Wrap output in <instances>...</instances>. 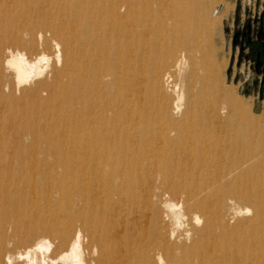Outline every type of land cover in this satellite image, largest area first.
<instances>
[{
  "label": "bare ground",
  "instance_id": "bare-ground-1",
  "mask_svg": "<svg viewBox=\"0 0 264 264\" xmlns=\"http://www.w3.org/2000/svg\"><path fill=\"white\" fill-rule=\"evenodd\" d=\"M211 2L0 0V264H264V125L201 53Z\"/></svg>",
  "mask_w": 264,
  "mask_h": 264
},
{
  "label": "rangeland",
  "instance_id": "rangeland-1",
  "mask_svg": "<svg viewBox=\"0 0 264 264\" xmlns=\"http://www.w3.org/2000/svg\"><path fill=\"white\" fill-rule=\"evenodd\" d=\"M204 16L208 25L198 35L201 53L211 57L217 65L218 82L228 96V102H235L236 107L243 109L260 125L259 128L262 127L264 34L261 33L260 18L264 17V0H212ZM247 39L251 44L242 49V41L247 42Z\"/></svg>",
  "mask_w": 264,
  "mask_h": 264
},
{
  "label": "water",
  "instance_id": "water-1",
  "mask_svg": "<svg viewBox=\"0 0 264 264\" xmlns=\"http://www.w3.org/2000/svg\"><path fill=\"white\" fill-rule=\"evenodd\" d=\"M260 29H261V33L264 34V17L263 16L260 18ZM235 40H236V37H235ZM244 40L242 41V45H241L242 49L245 48L246 46L248 47L249 44H251L250 39H247V42L244 41ZM256 61L257 62L259 61V57H257ZM263 87H264V83L262 82L261 83V88L263 89Z\"/></svg>",
  "mask_w": 264,
  "mask_h": 264
},
{
  "label": "flooded vegetation",
  "instance_id": "flooded-vegetation-1",
  "mask_svg": "<svg viewBox=\"0 0 264 264\" xmlns=\"http://www.w3.org/2000/svg\"><path fill=\"white\" fill-rule=\"evenodd\" d=\"M257 57H259V56H257ZM257 57H256V59H257ZM262 59H263V62H264V53H263V57H262ZM256 62H257V61H256ZM257 63H259V61H258Z\"/></svg>",
  "mask_w": 264,
  "mask_h": 264
}]
</instances>
